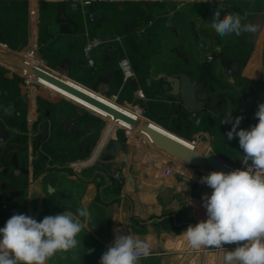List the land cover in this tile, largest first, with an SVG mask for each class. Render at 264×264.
Returning a JSON list of instances; mask_svg holds the SVG:
<instances>
[{
    "label": "crops",
    "instance_id": "obj_1",
    "mask_svg": "<svg viewBox=\"0 0 264 264\" xmlns=\"http://www.w3.org/2000/svg\"><path fill=\"white\" fill-rule=\"evenodd\" d=\"M81 2L0 0V41L8 46L0 49V90L14 89L19 103L14 116L0 96V202L8 213L0 228L14 214L40 222L86 207L92 219L77 236L78 246L47 264H98L116 230L151 245L145 264H223L222 250L192 248L182 233L207 219L202 197L212 189L201 177L224 172V163L242 162L238 137L227 138L232 124L223 122L224 115L230 112L233 121L243 117L237 131L258 123L255 112L264 102V0H91L88 8ZM216 8L221 16L239 14L257 31L220 37L210 26ZM87 10L97 13L95 23L88 21ZM89 38L101 42L92 53L93 67L83 55ZM218 47L223 54L207 62L206 52ZM28 49L42 63L37 72L62 84L34 75L43 87L109 124L97 125L69 105L72 110L62 111L61 103L26 84L11 63L22 65L20 56ZM124 58L135 72L127 83L119 65ZM227 61L239 64V71L228 70ZM174 74L201 84L214 106L191 113L178 97L163 92L162 84ZM106 108L132 120L137 113L139 121L123 128L129 124L113 119ZM8 133L18 143H11ZM91 135L97 140L87 151ZM113 139L122 148L107 162L104 152Z\"/></svg>",
    "mask_w": 264,
    "mask_h": 264
},
{
    "label": "clouds",
    "instance_id": "obj_2",
    "mask_svg": "<svg viewBox=\"0 0 264 264\" xmlns=\"http://www.w3.org/2000/svg\"><path fill=\"white\" fill-rule=\"evenodd\" d=\"M210 26L222 38L258 29L255 24L242 23L237 13L221 16L219 8L215 9ZM5 112L11 114L10 109ZM224 117V123L232 124L227 138L238 137L243 154L240 159L245 167L228 173L212 171L201 177L199 182L212 189L210 195L202 197L207 219L189 225L182 234L192 248L222 250L223 264H264V102L255 112L258 123L249 129L237 131L242 116L233 121L227 112ZM195 122L199 124L200 120ZM195 155L201 156L198 152ZM191 178L190 173L186 180ZM91 219L86 207L77 208L75 214L64 211L45 216L40 222L25 214H14L0 228V264H47L58 253H67L78 246L77 236ZM232 244L236 245L234 250L225 248ZM150 250L151 245L145 240L116 230L100 264H139L142 257L150 255Z\"/></svg>",
    "mask_w": 264,
    "mask_h": 264
},
{
    "label": "built area",
    "instance_id": "obj_3",
    "mask_svg": "<svg viewBox=\"0 0 264 264\" xmlns=\"http://www.w3.org/2000/svg\"><path fill=\"white\" fill-rule=\"evenodd\" d=\"M82 6L85 7V8H88L92 5V2L91 0H82L81 2ZM86 14H87V18H88V21L90 23H95L96 20H97V13L95 11H92V10H87L86 11ZM101 45V42L95 38H89L85 44H84V47H83V55H84V58L87 62V65L90 66V67H93L95 66V60L93 58V50L97 47H99ZM0 49H3V50H6L8 49V46L7 44L3 43L0 41ZM223 54V49L218 47V48H215L213 51H207L206 54H205V60L209 63L213 62L217 56H221ZM25 58V60L22 62V66L24 69H20L19 72L21 74H19L21 77L24 78L26 84L28 85H38V83H40L39 79L35 78L34 77V72L32 69H35L37 67V65H42L40 64V61L38 59V54L36 51H34L33 49H28L26 54L23 56ZM31 63H34L36 64L35 65H31ZM120 69H121V72H122V76H123V81L125 83L129 82L130 80L134 79L135 78V72H134V69L132 67V64L130 63V61L127 59V58H124L120 61ZM32 67V69H30ZM26 69V70H25ZM26 71L29 72L26 73ZM231 74V72H230ZM42 85V84H41ZM139 95L141 98H145V95L140 91L139 92ZM135 113V112H134ZM136 115L138 116V120H134V121H139V117L140 115L136 113ZM129 124V123H128ZM122 126V125H121ZM146 128H147V125L145 124ZM123 128H131L132 125L129 124L128 126H122ZM148 129V128H147ZM149 130V129H148ZM151 132H154L152 130H149ZM156 133V132H154ZM157 134V133H156ZM159 135V134H158ZM189 150H192L193 149V146L189 145L187 146ZM245 167V165L241 162L240 164H237V165H231V164H222V168L224 170L225 173H228L230 171H233V170H236V169H241L243 170ZM165 174L166 175H170L171 174V169L168 168L167 170H165ZM113 178L115 180L119 179L120 178V173L117 171V172H114L113 173ZM6 211V206L4 204H2L0 202V218L1 216L3 215V213ZM149 257V256H148ZM144 258L142 257L139 261V264H145V260L148 258ZM100 260H98V264H100Z\"/></svg>",
    "mask_w": 264,
    "mask_h": 264
},
{
    "label": "water",
    "instance_id": "obj_4",
    "mask_svg": "<svg viewBox=\"0 0 264 264\" xmlns=\"http://www.w3.org/2000/svg\"><path fill=\"white\" fill-rule=\"evenodd\" d=\"M226 67L231 72L237 73L239 71V64H233L231 61H227ZM34 75L37 77H42L47 80L53 81L55 84L62 85L57 80H53L44 74H40L36 69H33ZM149 82V80H148ZM163 92L169 93L173 97H178L183 105V107L191 112H197L207 107H213L214 103L209 100L208 95L203 91V86L201 84H197L192 82L191 78L186 74H174L166 78L165 83L162 84ZM73 91V90H72ZM78 95H81L85 99L97 103L95 100L83 96L77 92ZM99 104V103H98ZM101 105V104H100ZM104 107V106H103ZM107 111L113 114V119H124L127 123L134 125L136 121L123 116L113 110L106 108ZM4 147V143L0 141V148ZM122 148V144L118 139H113L109 145V147L105 150V161H112L119 151Z\"/></svg>",
    "mask_w": 264,
    "mask_h": 264
},
{
    "label": "rangeland",
    "instance_id": "obj_5",
    "mask_svg": "<svg viewBox=\"0 0 264 264\" xmlns=\"http://www.w3.org/2000/svg\"><path fill=\"white\" fill-rule=\"evenodd\" d=\"M20 58H21V61L22 60L23 61L25 60V58L23 56L22 57L20 56ZM40 64H42V63L40 62ZM11 65H12L11 67L13 69H16V68H17V70H18V68L19 69H24L22 65H19L18 66L17 64H14V63H11ZM31 65L32 66L33 65L36 66V64H34V63H31ZM30 69H32V67ZM18 74H21V73L18 72ZM38 89H40L39 91H41L40 96L45 97V98H49V99H52L53 101H57V102L61 103L62 104L61 105L62 106L61 107V110L62 111H70V110H72V109H70L71 107H68V105H69V106H72L73 108H75L76 109V112L79 113V114H83V115L84 114H89L91 116L92 121H94V123H96L97 125L98 124H100V125L102 124V127H105V126H107L109 124V122L106 119H103L102 117H100V116H98V115H96V114H94V113H92V112H90V111H88V110H86V109L78 106V105H75L74 103H72V102H70V101H68V100H66L64 98L59 97L58 95H56L52 91H50L47 88L43 87L41 85V83H38V85L36 86V90H38ZM117 120H115V121H117ZM121 122L122 121H119V122L117 121V123H119V125L120 124L122 125ZM61 132H63V131H61ZM60 137H61V140L62 141L66 142L67 137L64 136V133L60 134Z\"/></svg>",
    "mask_w": 264,
    "mask_h": 264
},
{
    "label": "trees",
    "instance_id": "obj_6",
    "mask_svg": "<svg viewBox=\"0 0 264 264\" xmlns=\"http://www.w3.org/2000/svg\"><path fill=\"white\" fill-rule=\"evenodd\" d=\"M0 96L1 97H5L6 100L9 101V105L12 107V109H14V113L13 115L16 116L18 115V107H19V103L16 101V99H14V89L12 88H5L3 87L2 90H0ZM10 97V98H9ZM9 98V99H7ZM11 109V111H12ZM180 116L186 121V123L188 124V128H192L194 126V124L190 121L189 117L185 115V113L183 111H181ZM9 140L11 143H18V137L16 135H14L13 133H8L7 134ZM11 155L10 152H8L5 156L8 158ZM8 216L7 210L3 213V215L0 218V222L3 221L6 217Z\"/></svg>",
    "mask_w": 264,
    "mask_h": 264
},
{
    "label": "flooded vegetation",
    "instance_id": "obj_7",
    "mask_svg": "<svg viewBox=\"0 0 264 264\" xmlns=\"http://www.w3.org/2000/svg\"><path fill=\"white\" fill-rule=\"evenodd\" d=\"M89 138H90V140L88 142L89 144L87 145L88 146L87 151H89L91 149V147L95 144V141L97 140V138L92 136V135Z\"/></svg>",
    "mask_w": 264,
    "mask_h": 264
}]
</instances>
